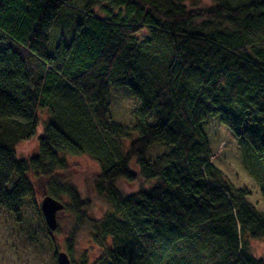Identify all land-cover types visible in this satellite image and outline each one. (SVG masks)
Here are the masks:
<instances>
[{
	"label": "trees",
	"instance_id": "1",
	"mask_svg": "<svg viewBox=\"0 0 264 264\" xmlns=\"http://www.w3.org/2000/svg\"><path fill=\"white\" fill-rule=\"evenodd\" d=\"M188 1L0 0V207L19 214L29 175L48 178L69 198L73 264H264L249 243L264 240V0ZM110 85L140 102L133 124L109 116ZM66 154L100 164V216L57 179ZM119 178L151 184L126 194Z\"/></svg>",
	"mask_w": 264,
	"mask_h": 264
},
{
	"label": "rangeland",
	"instance_id": "2",
	"mask_svg": "<svg viewBox=\"0 0 264 264\" xmlns=\"http://www.w3.org/2000/svg\"><path fill=\"white\" fill-rule=\"evenodd\" d=\"M192 1L200 6L214 4V0H191L187 4L190 5ZM66 22L68 21H60L59 19L56 21L51 33L50 50L59 42L58 39L62 30L67 27ZM3 36L4 34L0 31V50L5 48ZM109 103V116L127 125L133 124L132 112L141 106L128 87H115L113 85H110ZM47 118V111L40 110L35 134L21 140L16 146V154L19 159L28 160L36 154L39 138L43 134L44 122ZM210 119H215L217 122V125L214 121L207 127L210 136L214 137L219 125V118L212 116ZM147 121L154 123V117H148ZM162 150V146L157 145L152 149L151 155L159 154ZM64 156L67 160V167L58 172L57 179L73 184L83 198L92 201L94 207L92 213L100 216V203L102 201L93 191L94 178L101 172L100 164L88 154H66ZM29 178L34 186L33 200L30 197H25L24 208L19 214H14L0 207V264H57V259L54 256L56 251L68 253L66 240L74 225L73 216L64 207L57 213V228L50 231L40 209L43 198L49 195V179L37 174H30ZM150 184L143 179L130 182L119 178L116 181V186L126 194L135 193L141 188L146 189ZM57 199L64 205L69 203L68 197L63 196ZM101 204L103 205V203ZM249 243L250 250L255 257H264L263 239H250ZM88 246L87 237L84 240L81 237L77 240L74 253L77 259L79 258L78 254L86 251ZM94 249L96 247H92L89 252Z\"/></svg>",
	"mask_w": 264,
	"mask_h": 264
},
{
	"label": "water",
	"instance_id": "3",
	"mask_svg": "<svg viewBox=\"0 0 264 264\" xmlns=\"http://www.w3.org/2000/svg\"><path fill=\"white\" fill-rule=\"evenodd\" d=\"M64 207V203L50 195H46L43 198L40 204V209L50 231L57 228V213L58 211L63 210ZM56 259L57 264H73L66 251L57 252Z\"/></svg>",
	"mask_w": 264,
	"mask_h": 264
}]
</instances>
